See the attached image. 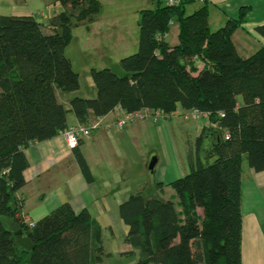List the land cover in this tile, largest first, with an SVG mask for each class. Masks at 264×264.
<instances>
[{
    "label": "trees",
    "instance_id": "1",
    "mask_svg": "<svg viewBox=\"0 0 264 264\" xmlns=\"http://www.w3.org/2000/svg\"><path fill=\"white\" fill-rule=\"evenodd\" d=\"M153 1L155 9L139 12L138 48L120 59L122 74L90 69L96 96L72 98L70 111L80 124L90 114L102 117L117 107L125 114L154 110L164 118L177 108L206 114L218 130L203 132L195 151L211 136L209 160L191 165L171 183L175 200L155 196L161 186L156 184L119 205L130 246L120 255H135L133 264H241V165L245 160L254 171H264V46L247 58L237 54L232 35L243 11L238 20L211 31L205 5L185 14L196 0H182L177 7ZM56 2L63 9L50 19L49 33L34 17L0 15V218L15 222L14 195L25 185L24 149L68 128L57 91L79 88V76L64 54L72 29L93 23L101 9L98 0ZM174 20L177 44L170 46L164 38ZM256 31L264 36V25ZM80 144L74 155L90 181ZM19 225L31 250L17 245L0 224V264H103L109 256L87 209L74 212L63 203L33 228Z\"/></svg>",
    "mask_w": 264,
    "mask_h": 264
},
{
    "label": "crops",
    "instance_id": "2",
    "mask_svg": "<svg viewBox=\"0 0 264 264\" xmlns=\"http://www.w3.org/2000/svg\"><path fill=\"white\" fill-rule=\"evenodd\" d=\"M193 4L198 5L192 9L193 12L204 5L207 7L211 31L218 30L229 20H238L241 11L244 12L243 22L232 35V42L241 58L251 56L264 46V36L256 31L257 27L264 25V0H196ZM62 9L56 0H0V15L34 17L45 33L52 30L50 19ZM97 23L95 21L77 27L82 39L74 45L73 56H67L72 41L65 48L64 54L71 61L73 70L75 59L81 60L83 73L85 71L89 74L90 69L96 65H116L121 58L131 54L126 41L102 45L95 38L97 33L93 38L88 36L89 26ZM168 44L173 46L177 43ZM201 67L202 64L198 63V68ZM81 88L79 81V88L75 92L57 91L59 102L67 110V127L79 123L70 111L69 101L74 97L96 96L93 84L89 96H83ZM176 111L178 115L184 112L181 108ZM140 114L143 119L121 129L116 127V122L125 112L118 107L102 117L89 115V121L100 120L99 128L83 138L79 146L90 171V181L81 172L74 151L67 148L61 135L29 144L24 149L27 161V168L23 172L25 185L14 195L19 206L16 214H22L27 221L36 224L61 204L69 203L74 212L87 209L93 221L99 224L101 218L110 217L108 209L121 204L115 196L120 189L116 187L115 190L114 180L124 174L123 171L129 173L134 163L141 169H147L150 155L157 157L153 172L160 171L157 184L161 186L154 195L163 200H175L171 183L186 175L187 166L190 169L191 165L196 167L199 162L209 160L207 153L211 136L205 135L203 138L202 155L201 150L195 151L196 139L203 132L209 134L211 129L218 130V126L207 117L197 120H184L177 115L164 118L159 112L149 109L141 110ZM175 131L177 139L182 143L180 148L175 144ZM153 143L160 146L161 156L150 149ZM145 149L143 154L139 153ZM153 182L156 183L155 180L143 177L136 191L141 192L143 187L151 186ZM241 217V264H264V171H254L245 160L241 165Z\"/></svg>",
    "mask_w": 264,
    "mask_h": 264
},
{
    "label": "rangeland",
    "instance_id": "3",
    "mask_svg": "<svg viewBox=\"0 0 264 264\" xmlns=\"http://www.w3.org/2000/svg\"><path fill=\"white\" fill-rule=\"evenodd\" d=\"M101 9L99 14L96 16L95 21H97L98 25L95 26H89V33L88 36L93 38V35L96 34L95 38L99 39L103 44L102 45H111L110 43H118L119 41H126V44L128 45V48H131L129 52H131L132 55L137 51L138 48V36H139V12L141 10H147V9H155L156 3L153 0H98ZM197 4H190L185 7V14H191L193 11L192 9L197 7ZM94 21V22H95ZM72 23L74 24V21L72 20ZM88 26H85L84 28H87ZM87 31V29H85ZM71 45L70 51H68L67 56H73L74 53L72 50H74V45H76L79 40L82 39V35L79 34L77 27H73L72 33H71ZM177 36H178V24L177 20H174L168 30V33L166 35V41L170 44H176L177 43ZM128 55V56H129ZM90 59V58H89ZM81 60L77 61L75 59L74 64V70L78 72L79 74V81L82 86L81 91L84 92L83 96H89L90 87H92V80L90 78V75L84 71H82L81 67ZM97 67H92L94 69H102V68H109L113 72L117 74H122V70L120 69L119 64H112L109 65H96ZM105 66V67H103ZM93 89V88H92ZM82 98H93V97H82ZM174 138H175V144L178 145L179 148L182 147V143L180 140L177 139V132H174ZM150 149L153 150V152L158 153L161 156V149L159 145H155L153 143L152 146H150ZM146 151L142 150L139 151L140 154H143V152ZM203 154V151L201 150L200 155ZM155 158L157 159L156 155H150L148 159V164L151 162V160ZM148 166V165H147ZM147 169H141L138 165H133V167L130 168L129 173H125L123 171L122 175H118V177L114 180L113 186L118 187L120 190L117 191L115 196L120 200V202H124L128 199L130 195L128 194H137L140 191H136L137 185L140 183L141 180L150 179L151 181L155 180L151 185H156L157 182H159V172H153L149 171L148 167ZM188 174L190 172L189 167L187 166L186 169ZM105 186H110L106 184ZM127 196V197H126ZM126 198V199H125ZM124 200V201H123ZM120 204V203H119ZM100 205V204H98ZM114 205V204H113ZM115 206V205H114ZM119 207V206H118ZM118 207H113L111 209H108V214H110V217L107 216L106 218H101L100 223L98 224L100 226L101 231V240L102 245L104 248V251L109 256L104 257V263L103 264H133L136 256L135 255H129L128 257L121 256L120 253H126L129 250H127V244H125L124 239L126 237L127 233V227L123 224L119 217ZM127 254V253H126Z\"/></svg>",
    "mask_w": 264,
    "mask_h": 264
},
{
    "label": "built area",
    "instance_id": "4",
    "mask_svg": "<svg viewBox=\"0 0 264 264\" xmlns=\"http://www.w3.org/2000/svg\"><path fill=\"white\" fill-rule=\"evenodd\" d=\"M165 5L177 7L181 4L182 0H163ZM204 2V0H199ZM180 116L184 120H197L203 117H206V114L196 110L190 109L186 110L183 113L178 115L177 111H174L170 117L172 116ZM223 116L222 114H219ZM144 117L140 114V112L128 113L125 114L121 119L116 122V127L121 129L127 125H133L139 119H143ZM100 126V120L97 121H89L85 124H76L75 126L68 127L64 131L59 132L66 143L68 149L73 150L78 147L79 142L88 137L93 130L98 129ZM224 139H228V135L225 134ZM15 219L17 220L18 224L26 225L28 228H33L35 223L27 221L26 217L22 214H15Z\"/></svg>",
    "mask_w": 264,
    "mask_h": 264
},
{
    "label": "water",
    "instance_id": "5",
    "mask_svg": "<svg viewBox=\"0 0 264 264\" xmlns=\"http://www.w3.org/2000/svg\"><path fill=\"white\" fill-rule=\"evenodd\" d=\"M155 164L156 159L153 158L147 166L148 170L153 171ZM0 224L4 230L11 231L13 233V239L17 245L25 250H31V242L27 238L22 237V227L17 222L7 216H4L0 218Z\"/></svg>",
    "mask_w": 264,
    "mask_h": 264
}]
</instances>
